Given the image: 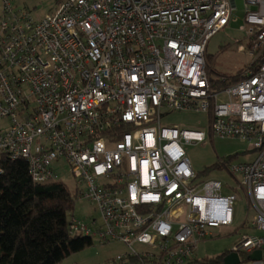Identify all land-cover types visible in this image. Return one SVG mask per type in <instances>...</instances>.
Segmentation results:
<instances>
[{"label":"built area","instance_id":"obj_1","mask_svg":"<svg viewBox=\"0 0 264 264\" xmlns=\"http://www.w3.org/2000/svg\"><path fill=\"white\" fill-rule=\"evenodd\" d=\"M235 1L58 0L36 20L0 0V161L24 160L35 184L62 183L67 167L72 195L98 214L71 216L70 234L127 249L105 264H197L199 242L232 225L238 189L261 234L227 255L264 264V0H243L249 69L215 89L207 64ZM172 112L206 114L212 138L257 153L219 162L236 188L198 181L183 144L206 131L162 127Z\"/></svg>","mask_w":264,"mask_h":264},{"label":"rangeland","instance_id":"obj_2","mask_svg":"<svg viewBox=\"0 0 264 264\" xmlns=\"http://www.w3.org/2000/svg\"><path fill=\"white\" fill-rule=\"evenodd\" d=\"M17 9L29 10L33 18L42 19L50 14L57 5L58 0H10ZM236 10L233 13L232 21L228 27L217 33L209 41L207 47V64L211 70V77L217 79L219 75L239 79L253 63L254 57L250 56L249 45L245 33L241 31L244 18V1L236 0ZM242 46L244 50L237 47ZM162 127L186 130H204L207 139L204 143L183 144L188 159L191 162L193 171L199 182L218 180L223 184L236 188L234 179L221 168L211 169L214 165L227 157H233L234 163L253 162L257 153L249 149V144L240 139L212 138L209 134V117L206 114L195 112H172L162 117ZM59 177L63 185L72 194L74 188L67 167L60 169ZM231 190H223V196L230 194ZM237 195V201L233 207V223L228 227H220L211 230V237L199 242L195 250L197 264H206V261L213 260L228 252L238 241L242 234L260 235L252 228L251 222L253 211L248 209V201L244 191L233 190ZM74 214L85 222L91 219H98L97 212L88 202L77 200ZM135 249L141 248L134 245ZM127 249L119 243L101 245L98 240L93 239V245L81 252L74 253L59 264H105L110 259L124 254ZM245 264V258L241 257Z\"/></svg>","mask_w":264,"mask_h":264},{"label":"trees","instance_id":"obj_3","mask_svg":"<svg viewBox=\"0 0 264 264\" xmlns=\"http://www.w3.org/2000/svg\"><path fill=\"white\" fill-rule=\"evenodd\" d=\"M210 72L209 69L215 89L225 86L213 79ZM219 76L235 82L234 77ZM218 168L220 165L211 169ZM75 204V197L62 183L35 184L24 160L2 159L0 264H59L70 255L92 247L91 238L70 234L69 219L74 215ZM226 255L227 252L206 264H223Z\"/></svg>","mask_w":264,"mask_h":264},{"label":"water","instance_id":"obj_4","mask_svg":"<svg viewBox=\"0 0 264 264\" xmlns=\"http://www.w3.org/2000/svg\"><path fill=\"white\" fill-rule=\"evenodd\" d=\"M250 259L255 260V259H259L260 258V253H254L252 255L249 256ZM223 264H240V260L237 254L232 253V254H228L226 255L223 260H222Z\"/></svg>","mask_w":264,"mask_h":264},{"label":"crops","instance_id":"obj_5","mask_svg":"<svg viewBox=\"0 0 264 264\" xmlns=\"http://www.w3.org/2000/svg\"><path fill=\"white\" fill-rule=\"evenodd\" d=\"M224 76V75H223ZM220 77V76H219ZM227 158H229V157H227ZM231 160H233V159H231ZM74 216H76L75 214H74ZM77 217V216H76ZM80 219V218H79ZM80 220H82V219H80Z\"/></svg>","mask_w":264,"mask_h":264}]
</instances>
